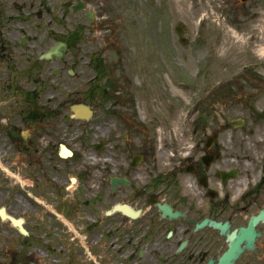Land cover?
<instances>
[{"label":"flooded vegetation","instance_id":"flooded-vegetation-1","mask_svg":"<svg viewBox=\"0 0 264 264\" xmlns=\"http://www.w3.org/2000/svg\"><path fill=\"white\" fill-rule=\"evenodd\" d=\"M6 34L0 264H264L262 145L232 136L226 149L213 132L185 157L153 137L150 148L128 147V121L143 125L137 93L127 103L120 85L79 84L75 36L51 33L41 51L24 30ZM62 42L61 58L41 59Z\"/></svg>","mask_w":264,"mask_h":264},{"label":"rangeland","instance_id":"rangeland-1","mask_svg":"<svg viewBox=\"0 0 264 264\" xmlns=\"http://www.w3.org/2000/svg\"><path fill=\"white\" fill-rule=\"evenodd\" d=\"M79 1L86 6L75 12ZM16 29L41 51L51 33L75 34L68 61L79 84L120 85L127 103L137 93L143 125L128 121V147L150 148L153 137L184 157L216 131L223 148L264 147V0H0L4 46L11 41L2 34ZM234 119L245 123L233 127Z\"/></svg>","mask_w":264,"mask_h":264},{"label":"bare ground","instance_id":"bare-ground-1","mask_svg":"<svg viewBox=\"0 0 264 264\" xmlns=\"http://www.w3.org/2000/svg\"><path fill=\"white\" fill-rule=\"evenodd\" d=\"M179 121H180V120L177 119V122H176V123H179ZM176 125H177V124H176ZM175 129H176V132L178 133V132H179V127L177 126Z\"/></svg>","mask_w":264,"mask_h":264}]
</instances>
